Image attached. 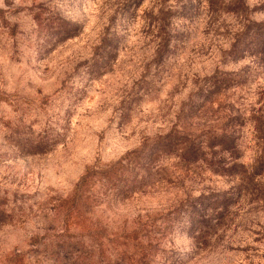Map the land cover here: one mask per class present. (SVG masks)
<instances>
[{
  "label": "rangeland",
  "instance_id": "1",
  "mask_svg": "<svg viewBox=\"0 0 264 264\" xmlns=\"http://www.w3.org/2000/svg\"><path fill=\"white\" fill-rule=\"evenodd\" d=\"M120 1L0 0V264H264V201L239 200L216 236L201 244L190 237L178 202L208 188L228 189L225 178L176 176L172 168L167 180L128 196L113 194L108 172L118 174L119 161L144 138L171 127L200 129L203 122L217 128L230 104L245 109L246 117L251 107L264 113L260 68L246 85L215 100L201 121L176 122L192 91L189 77L219 61L215 45L207 49L204 13L189 23L181 52L155 74V64L145 69L159 19L166 17L173 33L187 26L181 4L138 0L127 20ZM252 17L264 20V10ZM225 22L235 20L228 15ZM113 35L114 59L104 71H92L101 38ZM219 40L228 46V38ZM143 73L147 85L127 102ZM249 128L247 121L242 158L251 161Z\"/></svg>",
  "mask_w": 264,
  "mask_h": 264
},
{
  "label": "trees",
  "instance_id": "2",
  "mask_svg": "<svg viewBox=\"0 0 264 264\" xmlns=\"http://www.w3.org/2000/svg\"><path fill=\"white\" fill-rule=\"evenodd\" d=\"M177 1L181 4L179 16L188 25L184 24L173 33L168 29L166 17L159 19L158 32L154 34V55L152 61L147 63L145 71L148 72L151 63L155 64V74L165 70L170 58H173L175 53L177 56L188 42L189 23L204 13V30L207 35H211L207 49L211 48L212 44L215 45L219 64H215L209 72L192 73L189 77L192 91L176 111V122L201 121V116L215 100L227 95L231 89L237 90L246 85L254 71L264 69V20L257 21L252 17L254 12L264 10V1L254 6H250L248 0ZM140 2L120 1L125 19L128 20L133 14L134 10L130 12L131 6L136 7ZM228 15L233 16V24L225 22ZM221 38L229 39L227 47L218 44ZM113 42H116L114 35L101 38L98 47L101 49L100 55L92 63V71H104L110 59H114L116 43ZM192 51L195 53L194 47ZM200 53L207 52L202 50ZM241 59H249L248 65L230 71L223 68L230 61L237 62ZM184 75L186 79V73ZM145 76V73L141 75L139 86L128 97L127 102L139 96L141 89L147 85ZM179 78L180 76L178 81ZM125 105L128 107L130 103ZM127 112L128 110H123L122 114ZM245 112L240 106L230 104L225 120L217 128L206 127V122H203L200 129L171 127L165 134L144 138L140 146L128 154L125 162L119 161L118 167L121 170L118 174H110L111 170L108 172L107 179L113 194L128 196L152 181L167 180V172L172 168V173L176 168V176L209 174L225 178L230 182L228 189L216 191L208 188L196 197L187 196L178 202L179 208L187 214L191 224L190 237L193 241L196 244L208 241L224 226L232 204L239 200L251 204L264 201V113L262 108L255 107L249 110V117H246ZM247 121H250L249 129L254 148L251 161L242 158L245 151L243 127ZM86 177L84 175L82 180Z\"/></svg>",
  "mask_w": 264,
  "mask_h": 264
}]
</instances>
